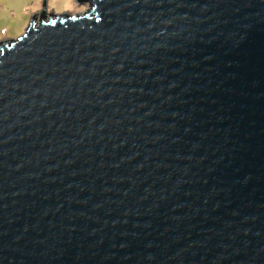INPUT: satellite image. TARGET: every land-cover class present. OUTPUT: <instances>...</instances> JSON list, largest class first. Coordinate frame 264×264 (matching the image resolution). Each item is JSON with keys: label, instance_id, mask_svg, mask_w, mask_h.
<instances>
[{"label": "water", "instance_id": "1", "mask_svg": "<svg viewBox=\"0 0 264 264\" xmlns=\"http://www.w3.org/2000/svg\"><path fill=\"white\" fill-rule=\"evenodd\" d=\"M75 2L0 44V264H264V0Z\"/></svg>", "mask_w": 264, "mask_h": 264}, {"label": "rangeland", "instance_id": "2", "mask_svg": "<svg viewBox=\"0 0 264 264\" xmlns=\"http://www.w3.org/2000/svg\"><path fill=\"white\" fill-rule=\"evenodd\" d=\"M88 8L75 0H0V44L24 36L33 18L43 10L48 16L75 17L86 14ZM36 23L39 24V17Z\"/></svg>", "mask_w": 264, "mask_h": 264}]
</instances>
